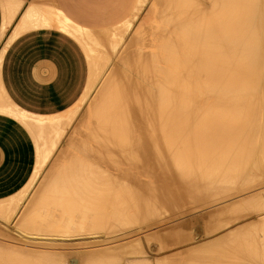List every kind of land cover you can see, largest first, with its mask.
I'll list each match as a JSON object with an SVG mask.
<instances>
[{
  "label": "bare ground",
  "instance_id": "6f19581e",
  "mask_svg": "<svg viewBox=\"0 0 264 264\" xmlns=\"http://www.w3.org/2000/svg\"><path fill=\"white\" fill-rule=\"evenodd\" d=\"M151 1L152 8L146 16H149L148 19H143L136 35L126 43V37L135 28L139 15ZM127 20L124 26L115 28L108 36L97 37L83 34L61 19H34L35 26L57 27L86 46L92 58V78L98 71L95 48L102 49V55L98 54L101 58L111 54L108 55L109 59H102L103 62L108 60L110 63L115 56L119 58L99 91L91 117L83 123L82 132L78 134L79 138L83 136L82 139H70L67 142L71 147L56 158L58 162L63 157V164H51L50 172L39 185L34 197L29 199L27 207L16 218V226H20V229H34L35 238L29 239L37 241L35 244L46 248V251L35 249L36 253L32 250V255L26 253L28 250L24 252L22 249L5 248V251L0 252V264H93V261L99 263V260H104L103 264H151V254H145L144 249L135 250L140 249V245L133 243L132 236L136 237L142 231H151L153 233L145 235L147 239L150 242L158 239L156 235L160 237L158 234L163 230L161 224L170 219L162 215L172 214L174 217L169 221H177L178 216L203 205L206 197L211 200L212 191L220 194L215 195L220 200L230 196H239L241 200L242 192H249L255 187L262 189L259 186H264V0H141L133 19ZM25 29L26 26L18 27L16 34ZM124 42L127 44L124 52L118 55ZM182 95L196 100L185 105L189 98H184L182 102ZM8 111L22 123L38 125L39 132H43L45 127L51 132V135H47L49 137H45L46 140L37 136L41 141L38 147L39 161L28 183L30 185L43 172L46 162L57 155L60 144L68 135L70 127H67L73 122V112L64 118L47 122L30 118L13 109ZM39 132H35L36 135ZM255 174L263 178L261 182ZM254 177L258 181L257 185H253ZM233 185L242 188L240 191L237 188L233 190ZM25 188L28 192L29 189ZM256 194L261 200L264 190ZM20 197L17 194L1 201L0 216L12 217L24 199ZM254 200L259 202L258 199ZM214 202L211 206L216 205L217 202ZM251 202L246 205L249 206ZM257 202L250 204L252 208L245 205L248 209L243 208L241 218L237 214L239 219H243L246 214L245 218L256 215V210L262 211V204L264 211L262 200L261 203ZM230 206H233L232 210L241 205L238 203V206ZM253 206L256 210L252 211ZM186 207L190 208L189 211H184ZM208 207L210 204L205 209ZM225 211L228 209L218 212L222 214ZM258 219L256 221L259 225ZM261 220L264 222V218ZM219 222L222 224V221ZM251 222L244 224V228L238 227L244 231L250 228ZM208 229L207 233L211 235L215 231L211 227ZM258 229L264 228L260 225ZM258 229H252L251 234ZM240 230L242 242L239 240L237 243L241 246L244 237L254 239L256 245L253 248L251 244L249 249L256 248L255 252L251 250L254 254L262 253H257L261 258L260 263L256 262L263 264L264 256L261 255H264V249L259 250L257 247H264L262 237H259L261 240H258V245V236L250 238V231L244 235ZM117 231L125 234L114 235ZM106 232L109 234L107 240L111 241L109 243H114L112 246L105 244V247L101 246L98 250L95 247L83 253H59V250L70 246H98L101 233L105 235ZM195 236L182 240L190 241L188 243L192 245L196 242ZM236 236H233L235 242L238 240ZM162 238L165 241L166 237ZM226 241L221 243L223 251L230 247L242 253L243 249L238 248L237 243L233 244L236 246L231 244L232 248ZM245 242L248 244L247 240ZM247 244L244 243V246ZM194 245L186 246V249H182L184 244L181 245L179 250L182 249V252L177 255H159L157 264H161L159 260L162 256L166 257L164 260L167 256L170 258L166 264H183L188 258L192 260L190 264L234 263L217 261L216 257H220L217 252L204 254L200 251L201 245L200 248ZM162 249L160 252H165ZM125 250H131V253L126 254ZM113 252L120 256H112ZM237 252H231V255ZM65 256L68 258L64 259ZM98 257L103 259L98 260ZM114 258L117 260H112ZM254 259L248 261L257 264Z\"/></svg>",
  "mask_w": 264,
  "mask_h": 264
},
{
  "label": "crops",
  "instance_id": "0c3cea01",
  "mask_svg": "<svg viewBox=\"0 0 264 264\" xmlns=\"http://www.w3.org/2000/svg\"><path fill=\"white\" fill-rule=\"evenodd\" d=\"M93 1L100 3L94 6ZM140 2L0 0V202L28 185L39 161V140L51 135L48 128L39 132L38 125L22 123L8 110L40 121L64 118L80 105L90 86L86 46L57 27L35 26L34 19H61L83 34L102 37L133 19ZM21 26L26 29L15 35Z\"/></svg>",
  "mask_w": 264,
  "mask_h": 264
},
{
  "label": "rangeland",
  "instance_id": "374dc122",
  "mask_svg": "<svg viewBox=\"0 0 264 264\" xmlns=\"http://www.w3.org/2000/svg\"><path fill=\"white\" fill-rule=\"evenodd\" d=\"M100 3V2H99ZM97 1L95 2V1H93V4H94V6H97L98 4H99ZM152 8V1L148 4V6L142 11V13L139 15V18H138V20L141 18V16L143 15V13L145 12L146 13V16H147V14L150 12V9ZM145 16V18L146 19H148V17H146ZM144 18V19H145ZM138 20H137V22H138ZM143 21V20H142ZM142 21H141V23H140V25L138 26V28L135 30V32H134V28L132 29V31L131 32H129V34H128V36L126 37V40H125V42L127 43L133 36H135L136 35V33L138 32V30H139V28H140V26H141V24H142ZM137 22H136V24H137ZM37 26V25H36ZM40 27V26H39ZM135 28H136V25L134 26ZM133 33V34H132ZM12 34V32L10 31V30H8V34H7V37L9 38L10 37V35ZM18 34H20V33H18ZM17 35V34H16ZM109 34H104L103 36H108ZM128 39V40H127ZM9 42H10V40L8 39L7 40V42L5 43V47H7V45L9 44ZM124 42V43H125ZM81 43V42H80ZM122 44L121 45V47H120V49L118 50V55H121L123 52H124V49H125V46L127 45L126 43L125 44ZM5 47L3 48V50H5ZM95 50H97V51H95V55L96 56H98V59L96 60V64L98 65V67H97V69L96 70H98L97 72H98V76H97V72H96V70H95V72L96 73H94V74H96V75H94L93 77L94 78H92V79H90V86L88 87V90H87V93H86V96L84 97V100H82V102L80 103V105L73 111V116H74V119H72L73 120V122H72V124H70V126H68L67 128H69L68 130V135H67V137L65 138L64 137V141H62V143L60 144V146H59V151L57 152V155L55 156V158L52 160H48L47 162H46V166H45V169H43V172L39 175V177L35 180V182L34 183H31L32 184V186H31V184L29 185H27L26 187L29 189V190H27L28 192H26L25 190H26V188H24L23 189V191L21 192V193H19V197H20V195H22L21 197H20V199H23V201H22V203L20 204V207L18 208V210L16 211V213L14 214V213H12V217H9V216H11V215H9L8 217H3V216H0V246H2V248L3 249H1V247H0V252L1 251H5L6 249L5 248H8V249H16V250H24V252H26V250H28L26 253H29V254H32V250H34L35 252L34 253H36V250H40L41 249V251H46V248H40V247H38L36 244H35V242H37V241H34L33 242V240H30L29 238L31 237V238H35L33 235L35 234L34 232L35 231H33L34 229H29L28 231H26L28 228H26V229H24L23 227H21V229H20V226H16V218L19 216V214H21V212H22V210H24V208H26L27 206L26 205H28V203H29V201L32 199V197H34V194L36 193V190L38 189V187H39V185L42 183V181H43V179H45L46 177L45 176H47V173L48 172H50V170H51V164H63V162L65 161V159L63 158V157H60L59 158V160H58V162H56V158H57V156L58 155H60L61 154V152L62 151H65L66 149H68V147H71L70 145H68L67 144V142L71 139V140H78V138H79V135L78 134H81V132H82V129H83V123L86 121V120H88L90 117H91V115H92V112H91V110L93 109V106H94V103H95V101L97 100V98H98V96H99V91H101V88L103 87V84H104V82H105V79H107V76H108V74L110 73V71L113 69V68H115L116 66H115V64H117V61H118V58H116L117 56H115V57H113L112 59H111V61H110V63H108L109 61L107 60L106 62H103V60H105V57H107V59H109V57L110 56H108V55H111V54H109L108 53V55L107 56H103V58H101V57H99V55L98 54H101L102 55V49L101 48H95ZM87 52H88V49H87ZM100 55V56H101ZM88 56H89V61H90V64H91V75H92V58H91V56H90V53L88 52ZM103 59V60H102ZM94 60H95V58H94ZM98 60H99V62H98ZM100 65H99V64ZM93 80V82H92V84H91V81ZM182 92H184V90H182ZM182 97L183 98H181V99H179L178 98V100L180 101H185V99L184 98H187L188 97V95H186L185 97H184V95H182ZM189 97H191V96H189ZM188 97V98H189ZM196 97V96H195ZM198 97V96H197ZM194 98V97H193ZM190 99V98H189ZM188 99V101H186V104L185 105H187V104H189L191 101H195L196 99L194 98V100H191L192 99V97H191V99L189 100ZM198 99V98H197ZM190 101V102H189ZM187 102H189V103H187ZM192 104V103H191ZM190 104V105H191ZM92 106V107H91ZM187 107V106H186ZM192 106H189V107H187V108H191ZM83 137V136H82ZM82 137L81 138H79V140L80 139H82ZM65 144V145H64ZM255 177H257V179L259 178V181L261 182L262 181V179L263 178H261V176H259L258 174H255ZM254 177V180L256 179ZM261 178V179H260ZM256 183H258V181L257 180H255L254 182H253V185L254 184H256ZM236 185V184H235ZM235 185H233L234 186V189L233 190H235L236 188V190H238V191H240V189L242 188H240V186H237L236 188H235ZM237 185H242V184H237ZM257 185V184H256ZM29 186H30V188H29ZM259 187H261L262 189H260V188H257V187H255L256 188V190H255V188H253L251 191H249L250 193H252V192H254V190H255V192L254 193H252V194H249V192H248V190H246L245 192H248V193H243L242 192V194L245 196H243L241 193H238L241 197V200L239 199V196H237V195H235V196H237V197H232V198H230V197H226L225 195H223V196H225V198H227V199H221V200H223V202H220L221 200H220V197H218V198H216V196H220V194L219 195H217L216 194V192H213L212 191V199L210 200L209 198V200L207 199V197H206V199H202L203 200V202L206 204H204L203 202V205L201 204L200 205V207H198L196 210H193V211H191V212H186V213H183L182 215H180L181 213H179V215L180 216H178V218H176L177 219V221L175 222V221H173V222H170L171 221V219L174 217L172 214H169L168 216H167V214L165 215H162L163 217H165V218H170L168 221H166L163 225L161 224V226H162V228L161 229H163L162 230V232H160L159 234H158V236H160V237H157V235H156V238H158V239H155V240H157V241H155L154 239V241L152 242V240H151V242H150V240L149 239H147V236H145V235H148L151 231H142V232H139L140 233V235H138V236H136V237H134V236H132L133 237V239H132V241H133V243H137V244H135V245H140V246H138V247H140V249H135V250H143L144 249V251H145V254H147V253H149L148 255H150L151 254V256L149 257L150 258V263L151 264H157V257L159 256V255H165V253L167 254V255H174V254H176V253H178V254H180L181 252H182V249H186V246L187 247H193V245L195 244L196 246L198 245L199 246V248H200V245H201V248H200V251H202V253H204L205 254V252H210V253H214V251L215 252H217V254H219L220 255V257H216V258H214V260L216 259L217 261H222V262H225V261H227L228 263H231V262H234V263H232V264H243L244 262V264H251L250 262H251V260H253L254 258H256V259H254V261H255V263H257L258 264V262L260 263V256L258 255V254H260V253H255L254 254V252L256 251L255 249H253L255 246L254 245H256V243H255V241H254V239H251L252 241H254L253 243H249V242H251V240H248L247 238H243V240H247L248 241V244L245 242V241H243V244L241 243V246H240V243H237V242H239V240H241V238H240V235L241 234H239V227L241 228V226L243 227V225L245 224H247L248 225V223L250 222V221H252L250 224H251V226H250V228L251 227H253V225H252V223L253 222H256L255 224H254V226L255 227H253V228H251V230L253 229H258V227H260V225H261V228H264V222L261 220V219H263L264 218V211H263V204L262 205H260V207L262 206V211H261V209L259 210L258 208V210L259 211H257L256 210V208L254 207V206H256V205H254L253 206V209H252V211L253 210H256V215L254 214V212H252L254 215H255V217H254V215H250V212H251V210H250V212L248 211L247 213H248V215H250V216H247V217H249V218H245L246 217V215L245 214H243V215H245L244 216V218L243 219H239V216H240V218L242 217V213H243V211H244V209L246 208V207H248V208H252V205L250 206V204H254V203H256L257 202V200L255 201L254 199H258V201L261 203V200H262V202L264 203V196H263V198H261V200L259 199V198H257V194L256 193H258V192H260V191H263L264 189H263V187L264 186H259ZM258 189H260V190H258ZM258 190V191H257ZM149 191V190H148ZM257 191V192H256ZM234 192V191H233ZM26 195H25V194ZM214 193V194H213ZM246 194H248V195H246ZM253 194H254V196H253ZM216 195V196H215ZM215 196V197H214ZM223 196H221V198H224ZM30 199V200H29ZM213 199H214V201H216L217 199H219L218 201L219 202H214L213 201ZM235 200L236 202H234V201H232V200ZM247 199V200H246ZM255 201V202H253V200ZM228 200V201H227ZM231 200V201H230ZM246 200V201H245ZM251 202L250 204H249V206L248 205H246V204H248V202L249 201ZM225 201V202H224ZM227 201V202H226ZM231 203H230V202ZM244 201V202H243ZM248 201V202H247ZM216 203V205L215 204H212V206H211V203ZM233 202V203H232ZM241 202H243L242 204H240ZM259 202H257V203H259ZM222 203H225V204H222ZM228 203V204H227ZM238 203H239V205H241V206H239V207H234V209H232L231 210V208H233V206L231 207L230 205L232 204H234V206H238ZM208 204H210V207H208L207 209H205L207 206H208ZM230 204V205H229ZM204 205H205V207H204ZM229 205V206H228ZM243 205V206H242ZM246 205V207H244ZM228 209V211H231V214H230V212H229V214L227 213L228 211H225L224 213H225V215H224V213H222V214H219V210H221V209ZM244 208V209H243ZM248 208H246V209H248ZM255 208V209H254ZM188 209V211H189V209L190 208H185L184 209V211L185 210H187ZM241 209V210H240ZM205 210V211H204ZM234 210V211H233ZM236 210V211H235ZM199 211V212H198ZM246 211V210H245ZM262 213H261V212ZM260 214H259V213ZM241 213V214H240ZM251 213V214H252ZM14 214V215H13ZM230 215V216H228V215ZM237 214H239V216L237 215ZM263 214V215H262ZM221 215V216H220ZM161 216V215H160ZM220 216V217H219ZM234 216V217H233ZM181 217V218H180ZM222 217V220H219L220 218ZM229 217V218H228ZM238 218L239 219V221H238V219H234V218ZM9 218H12V219H9ZM165 218H163V219H165ZM180 218V219H179ZM184 218V219H183ZM225 218V219H224ZM232 218V219H231ZM259 218V219H258ZM261 218V219H260ZM8 221H7V220ZM183 219V220H182ZM203 219V220H202ZM254 219V220H253ZM258 219V221H259V225L257 224V220ZM4 220V221H3ZM182 220V221H181ZM229 220V221H228ZM236 221V223H235V221ZM14 221V222H13ZM203 221V222H202ZM219 222V221H222V224H221V222H219V224L218 223H215V222ZM232 221V223H229V222H231ZM234 221V222H233ZM9 224H8V223ZM169 222V223H168ZM179 222V223H178ZM187 222V224H185ZM225 222V223H224ZM260 222H263L262 224L260 223ZM227 223H229V224H227ZM179 225V227H178V225ZM181 224H182V226H181ZM217 224V225H216ZM223 224H225V225H223ZM226 224H227V226H226ZM249 224V225H250ZM197 225V226H196ZM201 225V226H200ZM226 226V227H223V226ZM229 225V226H228ZM245 225H244V227H245ZM174 226V227H173ZM196 226V227H195ZM207 226V227H206ZM211 227V229H212V231H214L213 229H215V227L216 228H218L217 226H220L218 229H215V233L214 232H211L212 233V235L210 234V232L209 233H207V231H209V229L208 228H210ZM213 226V227H212ZM215 226V227H214ZM239 226V227H238ZM258 226V227H257ZM15 227V228H14ZM170 227V228H169ZM202 227V228H201ZM222 227V228H221ZM236 227H238V228H236ZM243 227V228H244ZM220 228L221 229H223V230H220ZM225 228V229H224ZM250 228L249 227H247L244 231H242V230H240V233H242V234H248V232L250 231V233H249V235L250 236H248V235H246V237L248 236V237H257L256 238V241L258 242V245H259V241L262 239V243L264 242V229H258L259 231H260V233H259V231L257 230V232L259 233L258 235H255V233H257L256 232V230H255V233H252L251 234V230H250ZM10 229V230H9ZM160 229V230H161ZM195 229V230H194ZM205 229V230H204ZM206 229H208V230H206ZM211 229H210V231H211ZM217 230L219 231V232H217ZM234 230V231H233ZM238 230V231H237ZM203 231V232H202ZM247 231V232H246ZM22 232V233H21ZM145 232H146V234H145ZM205 232L209 235L210 234V236H208L207 234H205ZM232 232V233H231ZM234 232H236V234H237V236H236V238H238V240L236 239V242H235V238L233 239V236L235 237V233ZM238 232V233H237ZM243 232H246V233H243ZM2 233V234H1ZM33 233V234H32ZM103 233H104V231H103ZM103 233H101V235H100V238L98 239L99 240V242L97 243V245L98 244H100V245H98L99 246V248H98V246H89V247H87V246H84V247H74V246H70L69 248L67 247V248H64L63 250H59V253H62V254H69V253H74V252H78V253H83V252H85V251H88V250H93L95 247H97V248H95V249H100V247L102 246V247H105V244L106 245H110V246H112V244H114V243H109V242H111L110 240L108 241L107 240V238L109 239V234L106 232V234L105 235H103ZM117 234H114V235H122L123 233L125 234V232H123V231H117L116 232ZM151 233H153V232H151ZM197 233V234H196ZM214 233V234H213ZM261 233L263 234V236H260L261 235ZM176 234V235H175ZM231 234V235H230ZM232 234H234L233 236H232ZM253 234H254V236H253ZM3 235V236H2ZM30 235V236H29ZM193 235H196L195 237H197L196 238V242H194V244H189L188 242H190V241H186V240H182V239H184L185 237H191V236H193ZM202 235V236H201ZM226 235H230L229 237H227ZM244 235H242V236H244ZM252 235V236H251ZM9 236V237H8ZM110 236H113V235H110ZM141 236V237H140ZM166 237L165 238V241L164 240H162L163 238L162 237ZM175 236H177V238H178V240H179V242L177 241V238L175 237ZM231 236H232V238H231ZM131 237V238H132ZM143 237H145V238H143ZM170 237H171V239H170ZM224 237H227L228 239H226V238H224ZM261 239H260V238ZM113 238H114V236H113ZM161 238V239H160ZM175 238V239H174ZM221 238H222V241H221ZM259 238V239H258ZM170 239V240H169ZM173 239V240H172ZM198 239V240H197ZM233 239V240H232ZM148 240H149V244L151 245H149L148 244ZM166 240L168 241V242H166ZM180 240H181V242H180ZM189 240V239H188ZM200 240V241H199ZM212 240V241H211ZM227 240V241H226ZM232 240V241H231ZM259 240V241H258ZM18 241V242H17ZM31 241V242H30ZM100 241H106V243H102V242H100ZM113 241V240H112ZM116 241V240H115ZM164 241V242H163ZM174 241V242H173ZM188 243V244H186V242ZM198 241V242H197ZM210 241V242H209ZM214 241V242H213ZM228 242V244H235V243H237L236 245H239L238 246V248H241V249H243V250H241L242 251V253H240V252H237L238 250L237 249H235V250H237V251H235V250H233V249H231L230 247H228V249H226L225 247V249H224V251H225V253H224V251H223V244H224V242ZM234 241V242H233ZM21 242V243H20ZM27 242V243H26ZM30 242V243H29ZM147 242V243H146ZM163 242V243H162ZM171 242V243H170ZM218 242V243H217ZM233 242V243H232ZM241 242H242V240H241ZM260 242V243H261ZM34 243V244H33ZM122 243V242H121ZM120 243V244H121ZM158 243V244H157ZM173 243V244H172ZM185 245V247H183L182 248V246L181 245H183V244ZM215 243H217V244H215ZM221 243H223V244H221ZM244 243L245 244H247L248 246H244ZM255 243V244H254ZM261 243V244H262ZM32 244V245H31ZM103 244V245H102ZM118 244V243H117ZM226 245H227V243H225ZM250 244V245H249ZM253 245V248H250L249 249V246H251L252 247V245ZM260 244V245H261ZM147 245H148V247H147ZM159 245H161V247H160V249L163 247V249L162 250H165V252L164 251H162V252H160V249L158 248L159 247ZM194 245V246H195ZM215 245V246H214ZM219 247H221V249H220V247H219V249L217 248V246ZM229 245V246H230ZM232 245H231V247H232ZM236 245H233V246H236ZM262 245H264V244H262ZM109 246V247H110ZM243 246H244V248H243ZM108 246H106V248H107ZM147 247V249L145 250V248ZM168 247V248H167ZM245 247H247V249H245ZM258 247V249L260 248H263L264 249V247H262V246H257ZM30 248V249H29ZM79 248H80V250H79ZM135 248V247H134ZM180 248H182L181 250H179ZM213 250H212V249ZM231 250H230V249ZM233 248V247H232ZM237 248V247H236ZM36 249V250H35ZM72 249V250H71ZM102 249V248H101ZM170 249V250H169ZM174 249V250H173ZM209 249V250H208ZM217 251H216V250ZM257 249V251H259ZM21 250V251H22ZM31 252H30V251ZM134 250V249H133ZM173 250V251H172ZM220 250V251H219ZM227 250H229V251H227ZM245 250H247L246 251V253L244 254L243 253V251H245ZM250 250V251H249ZM254 250V252L252 253V251ZM126 251V250H125ZM131 251V250H130ZM129 250L128 251H126L125 253L126 254H129V252H130ZM149 251V252H148ZM157 251V252H156ZM169 251V252H168ZM175 251V252H174ZM222 251V252H221ZM233 251H235V252H233ZM263 251V250H262ZM38 252V251H37ZM40 252V251H39ZM38 252V253H39ZM56 252H58V250H56ZM174 252V253H173ZM219 252V253H218ZM228 252H230V253H228ZM236 253L237 252V254H233V255H231L232 253ZM114 253V254H113ZM113 253H111V255L113 256V255H116V257L117 256H120V255H117V254H119V253H115V252H113ZM131 253V252H130ZM157 253H159V254H157ZM169 253V254H168ZM223 253V254H222ZM238 253H239V256H238V258L236 257L237 255H238ZM214 254H216V253H214ZM244 254V256H245V260H244V256L242 257V259H241V261H240V258H241V256ZM247 254H249L251 257H249V258H247L246 259V257H248L247 256ZM262 254V253H261ZM33 255V254H32ZM111 255H109V256H111ZM177 255V254H176ZM228 255L229 256H232L233 258H231V259H229L230 257H228ZM256 255V256H255ZM222 256V257H221ZM225 256V257H224ZM235 256V257H234ZM259 256V257H258ZM262 257L264 256V255H261ZM115 257V256H114ZM115 257V258H116ZM163 258L161 259V260H159L160 261V263L161 264H166L165 262H166V260H168V259H170V258H168V256H167V259L166 260H164L166 257L165 256H162ZM187 257V256H186ZM226 257H228V258H226ZM257 257H258V260H257ZM67 259L68 257H64V259ZM99 258L100 259H103V258H101V257H98L97 259L99 260ZM112 259V260H117V259ZM119 258V257H118ZM227 259V260H225V259ZM264 258V257H263ZM96 259V258H95ZM96 259V260H97ZM221 259V260H220ZM229 259V260H228ZM237 259V260H236ZM249 259H251L250 261H248ZM108 260H110L111 261V259H108ZM234 260V261H233ZM75 261V260H74ZM186 261H189V263L188 262H186ZM192 260H190V258H188L187 260H185L184 261V263L183 264H190V262H191ZM238 261V263H236ZM239 261H240V263H239ZM254 261L252 262V263H254ZM256 261H258V262H256ZM264 261V260H263ZM262 260H261V263L263 262ZM94 262L95 263H97V261H93V264H94ZM102 263L103 264V262H104V260H99V263ZM243 262V263H242ZM99 263H97V264H99ZM100 263V264H101ZM109 263H111V262H109ZM113 263H114V261H113ZM74 264H76V263H74ZM115 264V263H114ZM192 264V263H191ZM264 264V263H263Z\"/></svg>",
  "mask_w": 264,
  "mask_h": 264
}]
</instances>
